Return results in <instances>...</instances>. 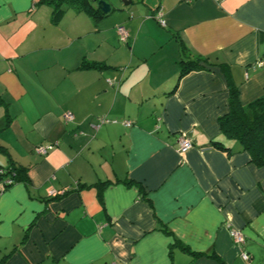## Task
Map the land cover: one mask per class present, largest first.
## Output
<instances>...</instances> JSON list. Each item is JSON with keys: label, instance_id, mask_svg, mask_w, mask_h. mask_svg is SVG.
<instances>
[{"label": "crops", "instance_id": "1", "mask_svg": "<svg viewBox=\"0 0 264 264\" xmlns=\"http://www.w3.org/2000/svg\"><path fill=\"white\" fill-rule=\"evenodd\" d=\"M105 1L0 0V170L25 176L0 264H264V166L219 128L264 97V0Z\"/></svg>", "mask_w": 264, "mask_h": 264}, {"label": "trees", "instance_id": "2", "mask_svg": "<svg viewBox=\"0 0 264 264\" xmlns=\"http://www.w3.org/2000/svg\"><path fill=\"white\" fill-rule=\"evenodd\" d=\"M55 8L57 13L63 11L65 5H72L86 12L94 21L105 17L101 11L93 7L92 0H41ZM98 1V0H97ZM201 60H184L181 75L193 69H198ZM228 111L219 119L220 135L227 140H235L242 150L250 156L251 162L256 167L264 166V97L255 100L248 106L242 107L236 92H232L228 101ZM217 143V142H216ZM218 145V144H217ZM18 181H25L24 171L12 168L0 170V191H4ZM181 249H188L180 245ZM214 259V256H209Z\"/></svg>", "mask_w": 264, "mask_h": 264}, {"label": "built area", "instance_id": "3", "mask_svg": "<svg viewBox=\"0 0 264 264\" xmlns=\"http://www.w3.org/2000/svg\"><path fill=\"white\" fill-rule=\"evenodd\" d=\"M187 1L189 2L190 0H187ZM116 32H117L118 39L120 42H122V43L127 42L128 34L123 27H121V26L116 27ZM256 66L260 67V68H264V60L257 62ZM64 120H65V122H71L73 120V116L71 114L67 113L64 115ZM106 123H108V120H106L103 117L99 118V124H106ZM124 125L126 127L131 126V124L129 122H125ZM177 147H178L179 152H185L186 150H189L192 148V144L190 141L185 139V137L181 136L177 140ZM48 149L49 148L40 147V148H38V150L36 152L43 155L47 152ZM51 195H55V194H51ZM229 237L235 245L240 246V245L244 244V236L240 231L230 230ZM242 258H244V260H246L248 258V256L242 255Z\"/></svg>", "mask_w": 264, "mask_h": 264}, {"label": "water", "instance_id": "4", "mask_svg": "<svg viewBox=\"0 0 264 264\" xmlns=\"http://www.w3.org/2000/svg\"><path fill=\"white\" fill-rule=\"evenodd\" d=\"M94 3H96V8H98L102 14H108L113 9L112 5L105 0H92ZM121 4L123 6H128L131 3V0H120Z\"/></svg>", "mask_w": 264, "mask_h": 264}]
</instances>
